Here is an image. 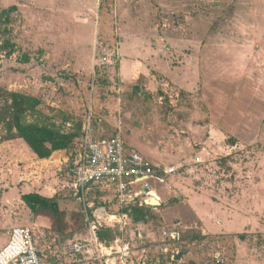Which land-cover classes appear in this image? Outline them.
Returning a JSON list of instances; mask_svg holds the SVG:
<instances>
[{"label": "rangeland", "instance_id": "rangeland-1", "mask_svg": "<svg viewBox=\"0 0 264 264\" xmlns=\"http://www.w3.org/2000/svg\"><path fill=\"white\" fill-rule=\"evenodd\" d=\"M89 107L176 168L157 209L130 204L100 243L129 241L127 264H264V0H0V247L29 225L42 264H106L71 250L93 231L63 189ZM50 131L63 143L39 157L27 139L51 149ZM116 201L104 186L87 196Z\"/></svg>", "mask_w": 264, "mask_h": 264}, {"label": "built area", "instance_id": "built-area-1", "mask_svg": "<svg viewBox=\"0 0 264 264\" xmlns=\"http://www.w3.org/2000/svg\"><path fill=\"white\" fill-rule=\"evenodd\" d=\"M106 119V109L95 111L89 107L79 136L73 140L65 160L63 189L69 197L83 204L90 234L93 231L92 237L85 242H74L71 250L97 254L106 264H127L132 252L130 242L117 238L110 246H105L98 241L96 231L120 224L122 218L127 217L124 209L130 204L137 202L140 206L150 205L157 209L163 200L156 186L166 182L176 168L149 161L138 149L128 147L120 133L108 134ZM96 186L113 190L118 206L116 213L105 206L93 207L87 203L89 192ZM149 198L159 202L149 204L146 202ZM164 235L169 240L176 238L173 231L164 230ZM41 257L34 227L29 225L12 227L7 242L0 247V264H42Z\"/></svg>", "mask_w": 264, "mask_h": 264}, {"label": "trees", "instance_id": "trees-1", "mask_svg": "<svg viewBox=\"0 0 264 264\" xmlns=\"http://www.w3.org/2000/svg\"><path fill=\"white\" fill-rule=\"evenodd\" d=\"M59 138L61 137L58 136L57 133L51 131L48 132V139H46V141L48 140L50 142L51 149L45 147L44 144H41L43 141L40 139H36V140L27 139V143L30 145V147L39 157H45L49 155L52 150L59 148L60 143H63V141H61V139ZM23 199L26 201V204L36 212L40 211L39 208L41 209L43 208L45 210L52 209V206L55 203L54 201L51 200V198H45L39 194H30V193L24 194ZM36 204L40 207H34V205Z\"/></svg>", "mask_w": 264, "mask_h": 264}, {"label": "crops", "instance_id": "crops-1", "mask_svg": "<svg viewBox=\"0 0 264 264\" xmlns=\"http://www.w3.org/2000/svg\"><path fill=\"white\" fill-rule=\"evenodd\" d=\"M25 175H26L27 177L29 176V174H28V173H26ZM23 177H25V176H23ZM4 219H5V220L7 219V220H8V222H10V223H11V222H14V221H13L11 218H6V217H4ZM4 223H6V222H4ZM9 231H10V230H9ZM9 231H7V233H8V236H9ZM1 247H2V246H1Z\"/></svg>", "mask_w": 264, "mask_h": 264}, {"label": "bare ground", "instance_id": "bare-ground-1", "mask_svg": "<svg viewBox=\"0 0 264 264\" xmlns=\"http://www.w3.org/2000/svg\"><path fill=\"white\" fill-rule=\"evenodd\" d=\"M154 193V192H153ZM159 201L155 198L152 199V203H158Z\"/></svg>", "mask_w": 264, "mask_h": 264}, {"label": "water", "instance_id": "water-1", "mask_svg": "<svg viewBox=\"0 0 264 264\" xmlns=\"http://www.w3.org/2000/svg\"><path fill=\"white\" fill-rule=\"evenodd\" d=\"M146 202H148L149 204H152V199L149 198V199L146 200ZM153 204H154V203H153Z\"/></svg>", "mask_w": 264, "mask_h": 264}]
</instances>
